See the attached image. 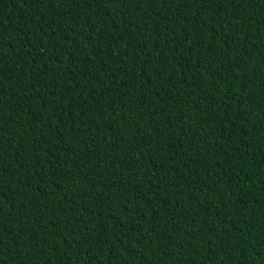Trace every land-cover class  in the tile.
<instances>
[{"label": "trees", "instance_id": "1", "mask_svg": "<svg viewBox=\"0 0 264 264\" xmlns=\"http://www.w3.org/2000/svg\"><path fill=\"white\" fill-rule=\"evenodd\" d=\"M0 264H264V0H0Z\"/></svg>", "mask_w": 264, "mask_h": 264}]
</instances>
